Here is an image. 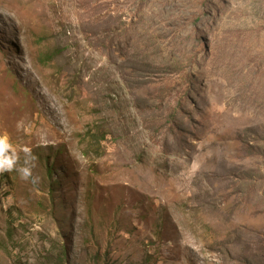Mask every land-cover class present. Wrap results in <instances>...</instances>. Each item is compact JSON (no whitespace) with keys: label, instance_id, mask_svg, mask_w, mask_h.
Listing matches in <instances>:
<instances>
[{"label":"rangeland","instance_id":"1","mask_svg":"<svg viewBox=\"0 0 264 264\" xmlns=\"http://www.w3.org/2000/svg\"><path fill=\"white\" fill-rule=\"evenodd\" d=\"M0 135V264H264V0H0Z\"/></svg>","mask_w":264,"mask_h":264},{"label":"clouds","instance_id":"2","mask_svg":"<svg viewBox=\"0 0 264 264\" xmlns=\"http://www.w3.org/2000/svg\"><path fill=\"white\" fill-rule=\"evenodd\" d=\"M11 149V155L9 154ZM25 158L23 164H18L17 154L8 142L7 135H0V173L11 171L14 167L22 179H31L33 183L38 182L39 177L32 176L31 169L35 166L34 157L31 155L30 149L25 148Z\"/></svg>","mask_w":264,"mask_h":264}]
</instances>
